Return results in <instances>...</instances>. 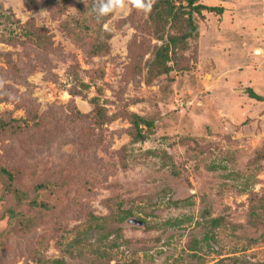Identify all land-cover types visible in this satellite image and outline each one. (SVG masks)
<instances>
[{"label":"rangeland","instance_id":"obj_1","mask_svg":"<svg viewBox=\"0 0 264 264\" xmlns=\"http://www.w3.org/2000/svg\"><path fill=\"white\" fill-rule=\"evenodd\" d=\"M85 1L70 0L62 20ZM42 3L29 12L23 0H0V36L20 35L11 21L33 19L54 43L48 55L0 43L17 67L11 72L0 58L2 88L11 87L15 99L0 112L25 118L34 105L47 118L37 136L2 138L0 156L26 175L38 172L46 188L36 202L51 208L52 219H28L32 232L22 236L11 229L10 200L0 201V264H264V161L253 162L264 142V101L248 95L264 97V54H254L264 49V0H201L222 12L196 16L199 35L181 69L150 85L130 73L135 30L121 24L130 7L104 24L110 51L88 64ZM73 57L90 84L85 99L68 93ZM91 70L94 79L85 73ZM93 97L108 114L124 106L151 122L143 127L149 139L131 144L121 119L99 137L67 126L71 106L88 114ZM28 184L24 178L22 188Z\"/></svg>","mask_w":264,"mask_h":264},{"label":"trees","instance_id":"obj_2","mask_svg":"<svg viewBox=\"0 0 264 264\" xmlns=\"http://www.w3.org/2000/svg\"><path fill=\"white\" fill-rule=\"evenodd\" d=\"M42 1L43 8L50 18L53 21H60V32L72 45L85 54L86 63L89 64L95 58H103L109 53L112 34L104 30L103 26L113 14L97 22L89 11L94 0H86L77 5L76 14L65 21L62 18L68 12L70 0ZM200 1L155 0L149 14L140 13L131 8L129 15L121 21V24H129L135 30L129 46L131 53L129 69L132 76H142L145 84L150 85L159 77L168 75L173 69H181L185 53L189 50L190 44L196 42L199 35L196 16H201L203 11L222 12L221 9L204 6ZM23 6L29 12L36 11L38 0H23ZM5 19L0 14V23ZM13 24L20 31V35H16V37L0 36V43L11 47L17 44L22 45V43L25 47L27 44H31L47 55L54 50V43L49 32L45 28L37 27L33 19L24 23L19 20L11 21V25ZM150 40L156 43L151 46L148 44V42L151 43ZM159 43L160 45H158ZM146 52H149V60L144 62ZM0 58L4 59L11 72H17L16 64L10 53H0ZM72 61L73 63L66 70V77L71 82L68 93L72 97L85 99V92L89 90L90 84L85 83L82 79L81 74L84 71L81 70L76 57H73ZM94 71L85 73L90 79H94L96 77V75H92V73H96ZM99 77H102V74ZM248 95L256 101H264V97L258 96L252 90H248ZM14 100L11 87L0 89V104H10ZM90 105L92 109L85 115L72 105L69 109L70 115L64 120L65 124L69 127L87 126L86 128H89L92 136L98 135L99 137L106 125L121 119L129 124L127 135L131 144L144 143L149 139L150 131L148 130L153 124L126 111L124 106L116 113L108 114V111L100 105L97 97L90 100ZM30 107L32 108L26 110L25 118L20 119L13 118L7 110L0 112V140L5 137H19L28 132H32L34 136L38 135L47 118L45 114L39 112L36 106L30 105ZM143 127H147L148 130L144 131ZM262 161H264V142L253 159L254 163ZM37 173L32 172L26 175L23 168L15 170L0 156V183L4 186V193L0 196V201L10 200L6 209L9 213L11 229L20 230L22 236L32 232L29 230L33 225L28 222V219L33 221L34 225L38 222V218H40L39 222L52 219L51 208L47 204L36 202L38 193L46 188V183L37 180ZM24 178L30 181L26 189L22 188ZM124 215L125 217L130 216L131 212L126 211ZM22 219L23 221H21ZM214 223L216 224L217 220ZM5 232H10V230H5ZM5 254V247L0 241V263L5 258Z\"/></svg>","mask_w":264,"mask_h":264},{"label":"clouds","instance_id":"obj_3","mask_svg":"<svg viewBox=\"0 0 264 264\" xmlns=\"http://www.w3.org/2000/svg\"><path fill=\"white\" fill-rule=\"evenodd\" d=\"M155 0H94L90 8V14L95 17L97 22L104 17L123 11L126 7H130L140 13L149 14ZM254 54L259 56L264 54V49L256 48ZM3 87V80H0V88Z\"/></svg>","mask_w":264,"mask_h":264}]
</instances>
